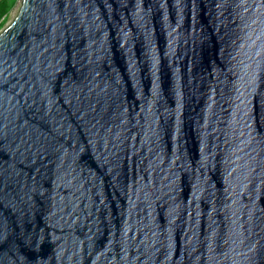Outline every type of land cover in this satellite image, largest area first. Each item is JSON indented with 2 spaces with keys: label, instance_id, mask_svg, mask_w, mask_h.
<instances>
[{
  "label": "water",
  "instance_id": "95a60500",
  "mask_svg": "<svg viewBox=\"0 0 264 264\" xmlns=\"http://www.w3.org/2000/svg\"><path fill=\"white\" fill-rule=\"evenodd\" d=\"M0 264H264V0H21Z\"/></svg>",
  "mask_w": 264,
  "mask_h": 264
},
{
  "label": "trees",
  "instance_id": "16d2710c",
  "mask_svg": "<svg viewBox=\"0 0 264 264\" xmlns=\"http://www.w3.org/2000/svg\"><path fill=\"white\" fill-rule=\"evenodd\" d=\"M13 1V2H12ZM0 0V25L4 24L8 17L15 0Z\"/></svg>",
  "mask_w": 264,
  "mask_h": 264
},
{
  "label": "rangeland",
  "instance_id": "374dc122",
  "mask_svg": "<svg viewBox=\"0 0 264 264\" xmlns=\"http://www.w3.org/2000/svg\"><path fill=\"white\" fill-rule=\"evenodd\" d=\"M12 1V0H11ZM13 2V1H12ZM21 4V0H15L14 1V5H13V7H12V9H11V11H10V13H9V15H8V17L6 18V20H5V22H4V24H1L0 25V31L2 30V29H4L12 20H13V18L16 16V14H17V10H18V7H19V5Z\"/></svg>",
  "mask_w": 264,
  "mask_h": 264
}]
</instances>
